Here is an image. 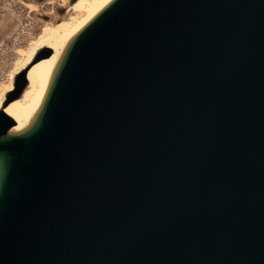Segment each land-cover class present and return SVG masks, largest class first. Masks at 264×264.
<instances>
[{
	"label": "water",
	"instance_id": "95a60500",
	"mask_svg": "<svg viewBox=\"0 0 264 264\" xmlns=\"http://www.w3.org/2000/svg\"><path fill=\"white\" fill-rule=\"evenodd\" d=\"M27 86L0 264H264V0H111Z\"/></svg>",
	"mask_w": 264,
	"mask_h": 264
},
{
	"label": "bare ground",
	"instance_id": "6f19581e",
	"mask_svg": "<svg viewBox=\"0 0 264 264\" xmlns=\"http://www.w3.org/2000/svg\"><path fill=\"white\" fill-rule=\"evenodd\" d=\"M111 0H74L68 10L70 17L63 18L57 23H47L38 38L29 48H20L21 59L16 68L11 71L9 81L0 91V108L4 106L7 95L15 87L17 75L27 70L28 86L20 98L8 104L7 112L23 125L40 103L47 85L51 66L66 41L82 26H84L101 8ZM64 4L68 0H63ZM37 3V2H36ZM27 7L37 10V5L27 2ZM47 47L55 50V54L48 59L37 60L38 53Z\"/></svg>",
	"mask_w": 264,
	"mask_h": 264
},
{
	"label": "rangeland",
	"instance_id": "374dc122",
	"mask_svg": "<svg viewBox=\"0 0 264 264\" xmlns=\"http://www.w3.org/2000/svg\"><path fill=\"white\" fill-rule=\"evenodd\" d=\"M73 1L0 0V91L21 59L19 49L29 48L47 23L70 17L68 6ZM27 2L35 3L37 10L27 7Z\"/></svg>",
	"mask_w": 264,
	"mask_h": 264
},
{
	"label": "snow or ice",
	"instance_id": "6c2138e0",
	"mask_svg": "<svg viewBox=\"0 0 264 264\" xmlns=\"http://www.w3.org/2000/svg\"><path fill=\"white\" fill-rule=\"evenodd\" d=\"M4 111L6 112L7 111V108H4ZM13 132H16L17 129H12Z\"/></svg>",
	"mask_w": 264,
	"mask_h": 264
}]
</instances>
